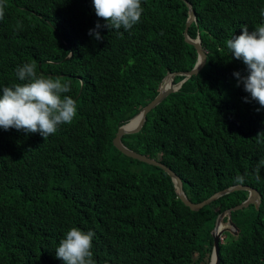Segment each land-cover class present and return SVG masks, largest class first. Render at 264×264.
I'll use <instances>...</instances> for the list:
<instances>
[{"label": "trees", "instance_id": "trees-1", "mask_svg": "<svg viewBox=\"0 0 264 264\" xmlns=\"http://www.w3.org/2000/svg\"><path fill=\"white\" fill-rule=\"evenodd\" d=\"M194 22L188 37L206 51L202 67L146 112L141 128L123 134L129 148L177 174L190 202L205 199L244 176L258 190L256 206L230 213L219 264L264 261V108L233 75H246L226 41L264 23V0H186ZM0 20V89L22 83L16 68L36 64L38 74L69 83L77 104L70 124L46 140L39 133L0 128V264H64L59 241L72 227L94 232L95 264H208L216 215L244 199L234 190L190 211L161 168L115 149L110 138L156 93L166 70L191 67L195 52L182 40L181 0H141L140 22L129 31L101 28L92 0H4ZM19 22V24H18ZM68 54L70 56L65 58ZM182 75H174L172 82ZM260 111H257V109ZM259 141V142H258ZM110 149V151L107 150ZM226 220V217L223 219ZM237 239H234V236ZM194 258L192 259V255Z\"/></svg>", "mask_w": 264, "mask_h": 264}, {"label": "clouds", "instance_id": "clouds-1", "mask_svg": "<svg viewBox=\"0 0 264 264\" xmlns=\"http://www.w3.org/2000/svg\"><path fill=\"white\" fill-rule=\"evenodd\" d=\"M92 4L97 17L106 21L104 25L97 22L95 28L89 30V35L96 41L103 39L98 31L102 27L109 31L131 30L140 22L144 11L141 0H92ZM4 9V0H0V20L4 18ZM260 15L264 17V8L260 9ZM226 45L231 55L246 65V75L239 71L233 73L237 86L243 85V90L250 94V99L244 97L245 102L256 101L264 108V23L252 31L247 26L242 27V33L228 39ZM36 67L31 62L18 66L15 74L22 83L0 89V128L39 133L46 140L57 132L61 124L73 121L77 115V104L70 95H63L71 91L69 83L58 77L45 78L37 73ZM261 136L264 132L256 135ZM261 166H264V159L255 168L257 182L261 179ZM236 181L243 183L244 176H237ZM93 236L91 230L84 232L72 227L59 241L55 249L56 258L64 264H95L91 251Z\"/></svg>", "mask_w": 264, "mask_h": 264}, {"label": "water", "instance_id": "water-1", "mask_svg": "<svg viewBox=\"0 0 264 264\" xmlns=\"http://www.w3.org/2000/svg\"><path fill=\"white\" fill-rule=\"evenodd\" d=\"M181 2L184 4L186 11V17L181 30V36H182V40L185 43L190 44L193 47L195 52L194 62L192 63L191 67L188 69L164 71L163 74L158 79V81L156 82V93L150 99H148L143 105H141L140 108L135 112V114L132 115L127 121L123 122L122 124L118 125L117 128H115L114 133L110 138V143L115 149L120 151L125 156L161 168L162 171L166 173L167 177H169V179L172 181L173 192L176 196V199L190 211H196L199 208H202L203 206L210 204L211 202L216 200L217 197L226 194L228 192L234 190H245L246 193L243 200H241L240 202L234 204L229 208L222 210L215 217L214 225L212 228V243H211V251L209 255L208 264H219V255H218L219 244L221 243L222 238L225 236V232H230L232 234H235L234 231L235 226L229 217L230 213L235 210L246 208L248 205L256 206L259 200L258 190L255 187L248 184L233 183L222 189L212 192L203 200H200L198 202H190L182 190L183 189L182 181L177 174L173 173L168 167H166L162 163V161H160V159H156L148 154L141 153L139 151L131 149L121 141V136L123 134H130L137 132L145 121L146 112L152 106L157 104L158 101L162 97H164L167 93L176 90L180 85V83L186 77L195 73L200 67L203 66L205 62L206 51L205 49H203L202 46H200L199 37L195 35L193 38H191L188 37L186 34L187 26L190 23L194 22V12L189 2H187L186 0H181ZM69 56L70 54H68L65 58H68ZM174 75H182V77L177 81L172 82V77ZM133 118H136V122L133 125H129V122ZM225 217L226 220L224 221L223 219ZM237 236L238 235H235L234 239H237ZM260 264H264V261H262Z\"/></svg>", "mask_w": 264, "mask_h": 264}, {"label": "rangeland", "instance_id": "rangeland-1", "mask_svg": "<svg viewBox=\"0 0 264 264\" xmlns=\"http://www.w3.org/2000/svg\"><path fill=\"white\" fill-rule=\"evenodd\" d=\"M107 150L110 151L109 148H107ZM115 164H117L118 166H119V165H120V166H126L128 169L133 170V171H137V172L144 170V169L148 166L146 163H144V162H142V161H131V162H129V163H127V164H124V165L121 164V163L118 161V162H115ZM225 240H226V238L223 237L221 242H223V241H225ZM193 258H194V254L192 255V259H193ZM189 264H193V262H191V263H189Z\"/></svg>", "mask_w": 264, "mask_h": 264}, {"label": "bare ground", "instance_id": "bare-ground-1", "mask_svg": "<svg viewBox=\"0 0 264 264\" xmlns=\"http://www.w3.org/2000/svg\"><path fill=\"white\" fill-rule=\"evenodd\" d=\"M136 122V118H133L130 122L129 125H133Z\"/></svg>", "mask_w": 264, "mask_h": 264}, {"label": "flooded vegetation", "instance_id": "flooded-vegetation-1", "mask_svg": "<svg viewBox=\"0 0 264 264\" xmlns=\"http://www.w3.org/2000/svg\"><path fill=\"white\" fill-rule=\"evenodd\" d=\"M224 237H226V235Z\"/></svg>", "mask_w": 264, "mask_h": 264}]
</instances>
